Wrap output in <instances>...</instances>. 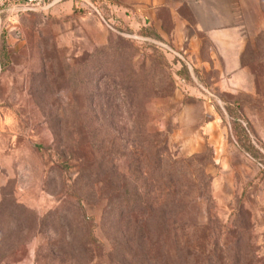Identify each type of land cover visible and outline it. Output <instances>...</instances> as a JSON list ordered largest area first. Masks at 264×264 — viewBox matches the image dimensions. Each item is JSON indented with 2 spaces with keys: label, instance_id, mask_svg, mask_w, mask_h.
I'll list each match as a JSON object with an SVG mask.
<instances>
[{
  "label": "rangeland",
  "instance_id": "obj_1",
  "mask_svg": "<svg viewBox=\"0 0 264 264\" xmlns=\"http://www.w3.org/2000/svg\"><path fill=\"white\" fill-rule=\"evenodd\" d=\"M102 16L68 0L44 13L0 14V48H11L20 63L25 58L45 123L40 155H28L21 168L0 167V264H186L185 242L199 240L202 264H218L210 247L228 242L242 263L248 240L264 258V76L257 82L262 96L217 86L176 96L174 56L137 40L118 15ZM129 58L145 85L126 89L121 71H109ZM211 77L218 74L208 75L210 86ZM153 139L165 156L200 155L205 164L211 200L200 198L169 219L196 224V237L179 230L159 239L150 218L127 210L120 195L151 190L155 224L164 207L180 211L163 187L154 190L143 167L138 180L130 176V154L145 155Z\"/></svg>",
  "mask_w": 264,
  "mask_h": 264
},
{
  "label": "crops",
  "instance_id": "obj_2",
  "mask_svg": "<svg viewBox=\"0 0 264 264\" xmlns=\"http://www.w3.org/2000/svg\"><path fill=\"white\" fill-rule=\"evenodd\" d=\"M48 1L53 2L52 10L65 0ZM68 2L80 5L78 0ZM90 3L93 8L89 9L102 19L103 13L118 15L135 37L174 50L196 82L189 85L188 95L197 96L200 86L209 90L217 86L237 96H262L257 83L262 77L247 65L245 56L264 37V0H90ZM141 30L149 36H140ZM10 49L3 65L0 60V167L16 163L21 168L28 155L42 153L45 123L30 95L25 58L20 63ZM212 73L218 77H211L210 86L208 75ZM200 79L206 85H198ZM178 94L182 92L176 90L175 95ZM190 101H186V108ZM188 112L198 113L192 109Z\"/></svg>",
  "mask_w": 264,
  "mask_h": 264
},
{
  "label": "trees",
  "instance_id": "obj_3",
  "mask_svg": "<svg viewBox=\"0 0 264 264\" xmlns=\"http://www.w3.org/2000/svg\"><path fill=\"white\" fill-rule=\"evenodd\" d=\"M140 36L147 37L149 33L141 30L139 32ZM146 45V43H143ZM141 45V46H143ZM134 46L130 45V49H133ZM115 55L118 58V51H115ZM113 56V55H112ZM8 52L4 47L0 48V60L3 65V61L7 60ZM264 37H260L258 42H256V47H251L247 50L245 59L247 60V65L252 69V71L257 76H264ZM93 59V57H92ZM119 59V58H118ZM174 64H179V67L173 69L172 72L175 71L180 77L184 78L189 85L194 84L193 80L189 76V69L186 66L184 60H181L177 57L173 59ZM246 62V61H245ZM114 66L113 70L109 71H121L119 72L120 80L126 84V89H132L137 85H145V80H141V76H138L139 69L135 67L132 63V58H129L128 64L124 65L120 68L119 64L116 62L111 63ZM137 66V65H136ZM99 67H101L99 65ZM102 68H100L101 70ZM259 69V70H257ZM126 73V76L124 77ZM263 78V77H262ZM201 84L206 85L204 79L199 80ZM171 84L173 85L172 81ZM174 90H177L176 83L174 81ZM244 96V95H240ZM247 97V96H246ZM251 103V102H250ZM241 104L235 103L234 108L236 110H241V112H246V110L250 108H237ZM246 105H243V107ZM261 113V111H260ZM157 138V137H156ZM160 141L153 139L149 144V152L145 155L144 153L135 152L130 154L131 168H130V176L135 180H138L142 175L140 173V168H144L147 170L149 178L154 183V190H159L163 187V192L168 198V204L172 207L178 208L176 210H180L179 212L175 211L172 213V210L169 209L168 214H166V208L164 207L162 212L158 215L159 222L157 224L154 223L155 218L152 217L154 214L153 210V200L150 198L151 190L144 191L134 190L133 191L125 189L123 194H120L121 197L124 198L126 202V206H129L127 210L132 211L133 209L141 210L142 214L146 217L150 218L149 228L151 232L156 234L159 239H163V235L165 238H171L173 233H178L180 230L183 234L193 233L195 234L193 237H196L198 233V228L196 224L184 222L183 225H176V222H171L170 217H174V215L180 213L185 210V208L192 203L196 202L200 198H208L210 199V178L205 174L204 167L205 164L201 163L200 155L193 156L190 159L182 160L175 159L172 156H165L160 151ZM163 143V142H162ZM145 162V163H144ZM137 186L139 184L138 181L134 182ZM120 198L119 196L117 197ZM127 198V200H126ZM168 206V205H167ZM246 214V213H245ZM168 215V216H167ZM239 216H243V211L239 212ZM248 233L251 232L249 230V225L244 228V231ZM231 234H239L238 228L236 230L231 231ZM92 238V236H91ZM251 238V237H250ZM236 242V245H238ZM211 250L214 252L217 261L220 264H264V258H259L256 255L255 249H253V243L251 240H248V244L245 248V257L243 258V262L241 263V257L235 256L232 252V248L228 243L222 245L217 244L216 246H211ZM186 256L188 264H202L203 262V251L201 242L194 244V242H185ZM238 253V252H237ZM136 262L132 264H140L139 258L134 259ZM218 263V264H219Z\"/></svg>",
  "mask_w": 264,
  "mask_h": 264
},
{
  "label": "built area",
  "instance_id": "obj_4",
  "mask_svg": "<svg viewBox=\"0 0 264 264\" xmlns=\"http://www.w3.org/2000/svg\"><path fill=\"white\" fill-rule=\"evenodd\" d=\"M81 7L93 8V5L90 3V0H78ZM53 6V2L48 0H0V14L4 12H16V13H44L48 12ZM139 41H142L140 38H136ZM164 53H168L177 57L181 60L180 56L171 48L166 45H160ZM173 77L177 86V90L181 91L184 94L189 93V84L187 81L180 77L176 72H173ZM201 87V86H200ZM205 93H209L205 88L201 87Z\"/></svg>",
  "mask_w": 264,
  "mask_h": 264
}]
</instances>
